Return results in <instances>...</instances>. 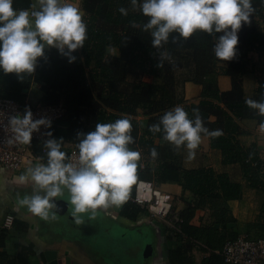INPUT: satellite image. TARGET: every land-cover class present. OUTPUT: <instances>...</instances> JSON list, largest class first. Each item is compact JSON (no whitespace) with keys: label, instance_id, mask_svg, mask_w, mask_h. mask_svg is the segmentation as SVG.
<instances>
[{"label":"trees","instance_id":"16d2710c","mask_svg":"<svg viewBox=\"0 0 264 264\" xmlns=\"http://www.w3.org/2000/svg\"><path fill=\"white\" fill-rule=\"evenodd\" d=\"M252 4L250 23L240 30L237 56L231 61L218 59L214 37L200 30L187 39L174 32L159 49L153 47L151 30L143 27L149 18L139 7L134 8L131 0H83L87 39L84 47L73 53L76 61L69 63L67 57L52 48L39 59L36 71L22 74V79L0 71L3 97L22 105L63 104L65 114L52 124V138L63 139L62 150L68 159L73 149L78 150V133L95 130L97 123L130 120L134 143L129 147L140 152L141 159L137 180L128 194L135 195L142 180L177 183L184 192L192 193V199L179 211L182 231L162 227L165 245H173L167 252L169 264H232L226 262L221 251L228 240L240 236L239 231L237 227L217 225L224 224L222 211L228 208L229 201L242 199L245 188L254 190L257 197L256 216L248 224L247 236L264 239V160L256 143L245 145L240 138L246 132L241 120L264 123V116L245 102L249 98L264 100V0H252ZM31 6L32 0L13 3L15 9ZM122 7L127 9V15L119 11ZM110 48H117L119 55L111 54ZM161 53L166 57L163 62ZM129 67L140 71L139 80L128 79ZM249 73L257 77L253 96H247L244 88ZM220 75L230 77V89L220 88ZM35 81L42 92L39 102L29 100ZM189 83L201 86L196 100L187 96ZM175 106H182L192 119L198 109L209 131L221 130V135L209 138L210 147L220 152L223 169L187 167L186 147L177 148L166 141L163 131H150V126ZM142 114L148 117L144 128L138 118ZM32 148L46 164L45 142L34 140ZM153 148L158 152L156 158L151 156ZM198 210L209 213L196 224ZM142 211L132 200L120 207V213L131 220ZM9 236L10 230L0 225V264L19 262L5 250ZM194 250L206 253L201 261L196 260Z\"/></svg>","mask_w":264,"mask_h":264},{"label":"clouds","instance_id":"9594fccd","mask_svg":"<svg viewBox=\"0 0 264 264\" xmlns=\"http://www.w3.org/2000/svg\"><path fill=\"white\" fill-rule=\"evenodd\" d=\"M13 3L14 0H0V71L22 79V74L36 71L39 59L51 48L67 57L69 63L76 61L73 53L84 47L87 24L75 0H33L30 10L15 9ZM131 4L149 18L143 27L151 30L153 47L159 49L174 32L187 39L200 30L214 37L215 56L224 61L236 58L239 32L250 23L254 12L252 0H131ZM119 11L128 14L123 7ZM165 58L161 53L160 61ZM245 102L264 116V100L249 98ZM194 111L197 115L192 119L182 106H175L151 125L150 131H163L166 141L177 148L186 147L189 158H194L202 133L222 134L219 129L209 131L198 109ZM3 126L10 133V143L28 144L33 133L41 126L50 128L51 121L46 117L34 119L31 109L26 108L23 114L8 116ZM131 130L130 120L121 118L97 123L95 130L78 133L81 139L76 163L70 162L62 150V138L47 139V163L29 168L19 178L22 183L29 178L34 182V194L24 196L19 204L44 220L56 219L60 209L54 198L63 196L67 189L71 215L77 224L83 222L82 214L95 217L99 209L122 205L137 180L141 159L140 152L129 147L134 143ZM47 136L52 137V132ZM151 156H158L155 148Z\"/></svg>","mask_w":264,"mask_h":264},{"label":"crops","instance_id":"0c3cea01","mask_svg":"<svg viewBox=\"0 0 264 264\" xmlns=\"http://www.w3.org/2000/svg\"><path fill=\"white\" fill-rule=\"evenodd\" d=\"M75 2L83 11V0ZM109 52L115 56L119 55L117 48H110ZM140 78L141 73L138 69L128 68L129 80L135 81ZM219 85L223 91L230 89V77L220 75ZM244 88L247 96H253L257 88L256 74L249 73L245 76ZM186 91L189 99L196 100L200 95L201 86L189 83ZM41 97L42 92L35 81L29 100L39 102ZM138 118L144 128L148 123V117L142 114ZM241 125L246 130L240 136L241 141L245 145L256 143L264 160V128L254 119L241 120ZM198 147L203 152L194 158H189L187 153L185 158L187 167L205 165L217 170L224 168L220 152L210 147L209 136L202 135ZM37 164L40 163L33 167ZM26 174L27 171H12L0 165V225L10 230L5 250L11 257L19 260L17 264H47L48 256L52 253L56 254L58 264H169L167 252L173 245L172 243V246L165 245L163 231L153 226L163 225L152 219L146 211L140 212L135 220H131L120 213L122 205L110 206L97 210L95 217L90 213L82 214L83 222L77 224L71 215V205L68 212L57 215L56 219L50 217L44 220L32 214L27 206L19 204V200L24 196L34 194V182L29 178L22 183L19 179ZM159 186L163 191L174 195V205L178 211L192 199V193L184 192L177 183H163ZM256 204L255 191L245 188L244 197L229 201L228 208L222 211L223 222L235 224L233 227H237L239 235L247 234L248 224L256 216ZM208 213L207 210H198L194 223H200ZM144 228L150 229L147 230L149 236L145 235ZM148 243L153 244V252L150 257L145 258L143 253ZM205 255L206 253L201 250H194L197 261H201Z\"/></svg>","mask_w":264,"mask_h":264},{"label":"built area","instance_id":"2783aa9c","mask_svg":"<svg viewBox=\"0 0 264 264\" xmlns=\"http://www.w3.org/2000/svg\"><path fill=\"white\" fill-rule=\"evenodd\" d=\"M30 108L34 119L46 117L51 121V127L41 126L40 130L33 133L31 143L9 142L10 133L5 131L4 124L7 118L16 112L24 113V109ZM65 114L63 104L22 105L21 103L3 97L0 94V165L8 170H28L36 163H44L43 156L32 148L34 140L45 142L52 137L47 136L52 132V124ZM47 151V149H45ZM79 150L73 149L69 155V161L78 162ZM138 204L148 215L163 226L174 232H181L183 218L175 208V197L170 192L163 191L159 184L153 181H139L135 195H129L128 199ZM226 262L232 264H264V239H251L247 234L240 235L237 239L228 240L222 251Z\"/></svg>","mask_w":264,"mask_h":264},{"label":"water","instance_id":"95a60500","mask_svg":"<svg viewBox=\"0 0 264 264\" xmlns=\"http://www.w3.org/2000/svg\"><path fill=\"white\" fill-rule=\"evenodd\" d=\"M24 111H25V109H24ZM22 171H27V170H22ZM54 199L56 200L58 208L60 209L57 212V215H62V214H64V213L69 211V209L71 207V204H70V194L68 193L67 190H64V195L63 196L56 197ZM54 211H56V210L54 209ZM234 225L235 224H233V223H224L223 225H217V227H233ZM153 226L155 227V229H159V231H162L161 225L153 224ZM148 229L144 228L145 235H147V236L150 235L149 232L147 231ZM152 252H153V244H151V243L146 244L143 256L145 258H148V257L151 256ZM47 264H58V259H57L56 254H54V253L49 254L48 263Z\"/></svg>","mask_w":264,"mask_h":264},{"label":"rangeland","instance_id":"374dc122","mask_svg":"<svg viewBox=\"0 0 264 264\" xmlns=\"http://www.w3.org/2000/svg\"><path fill=\"white\" fill-rule=\"evenodd\" d=\"M261 76L264 77V75H261ZM180 91H182V88H180ZM195 151H196V155H195V157H199L200 153L203 152L202 149H201L200 147H198ZM187 153H188V149H187ZM188 156H189V155H188ZM235 177H236V176H235ZM236 178H237V177H236ZM130 264H132V263H130Z\"/></svg>","mask_w":264,"mask_h":264}]
</instances>
